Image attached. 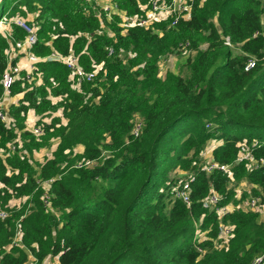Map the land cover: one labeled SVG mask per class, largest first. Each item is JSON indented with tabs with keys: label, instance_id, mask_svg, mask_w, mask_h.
<instances>
[{
	"label": "trees",
	"instance_id": "trees-1",
	"mask_svg": "<svg viewBox=\"0 0 264 264\" xmlns=\"http://www.w3.org/2000/svg\"><path fill=\"white\" fill-rule=\"evenodd\" d=\"M112 1L139 18L153 0ZM190 4L175 23L172 14L124 27L95 0H0V17L33 14L35 56L72 55L95 72L77 83L62 61L40 59L32 81L22 69L9 88L20 97L6 107L11 123L0 119V209L7 214L0 218V264L47 257L55 264H264L258 212L235 208L219 219L202 207L212 191L218 206L249 197L264 204V167L237 161L243 142L264 157V0ZM9 32L25 37L14 23ZM8 46L0 33V80L20 57L8 60ZM182 50L191 53L186 71L160 76V60ZM249 58L255 65L245 71ZM30 110L39 135L26 128ZM52 140L51 154L36 163L34 152ZM211 140V160L230 167L231 185L227 172L202 169ZM178 171L194 176L189 205L174 196ZM12 199L22 201L11 206ZM220 224L232 227L223 247L214 243L222 242ZM197 228L206 231L200 238Z\"/></svg>",
	"mask_w": 264,
	"mask_h": 264
},
{
	"label": "built area",
	"instance_id": "built-area-1",
	"mask_svg": "<svg viewBox=\"0 0 264 264\" xmlns=\"http://www.w3.org/2000/svg\"><path fill=\"white\" fill-rule=\"evenodd\" d=\"M96 2L99 0H95ZM191 0H172L170 3H165L163 0H153L151 2L150 7L142 6V9L144 10V17H127L125 14L121 11H119L115 5V3H111L108 5H103L102 9L106 12L107 16L110 17V14L117 13L120 15L122 22L121 25L124 27L132 26V25H139V26H148L156 16V13L164 11L166 13V17L169 15L174 14L175 19L173 23L176 22L179 15H186L189 13V10L191 8L190 4ZM99 5V4H98ZM165 17V18H166ZM131 20V21H128ZM16 24L18 27H20L24 33L25 37L21 39H14L11 36V32H9V26L10 24ZM128 23V24H127ZM37 28L34 23H32V19L30 20L28 18H25L21 16L19 13H16L15 15L8 16V14H4L0 18V33L8 40L9 46L6 48L5 53L8 57V60L11 59L16 54H20L19 56L21 58H24L26 60L27 66L23 69L17 62L16 64L12 65L10 61L7 64V67L5 68L2 76H1V83L4 88V94L3 96H10L9 95V88L12 84V82L16 79L17 74L23 69L25 72V79L26 81L30 82L33 78V71L35 69V63L40 59L45 60H57L62 61L66 64V66L71 70V76H74L77 79V83L81 82L82 80H91L94 76L93 71L91 72H85L77 63V59L72 56H60L56 53H51L49 56L44 57H37L35 56L31 51L30 48L33 44L37 41ZM224 43L228 46H231L232 44L229 41L228 37L224 38ZM264 51V46H263ZM255 65V58H249L247 62L244 65V70L249 71L251 70ZM0 98V119L6 123V125H9L12 121L10 116L6 112V107L2 105V98ZM139 128V125L136 126L134 129V133H137V130ZM31 130L35 135H39L40 129L38 127H35L34 124L31 127ZM240 151L239 156L237 158L238 162L246 161V166L248 168H261L264 167V157H255L252 153V148L250 145L243 143L239 144ZM15 145L10 144L9 145V151H14ZM85 164H88L89 161H85ZM81 164H77V166H80ZM213 168H219L220 170H223L228 173L229 176H231L230 185L232 180V174L230 173V167L228 165H218L215 162H213L210 159L205 160L204 165L202 167L203 170L206 172H210ZM184 173V176H180V174H177L178 176V184L175 188L174 196L178 199H181L183 202H185L187 205L190 204L189 201V190H190V183L194 180V176L190 174L187 178L185 177L188 175L187 172L181 171ZM45 184L48 186L49 181L42 182L41 185L45 187ZM243 188V184L238 185L236 187L237 195L236 197L240 196L241 189ZM239 188V189H238ZM49 196L45 193L43 196V202L44 204L49 207ZM221 200V197L216 192H211L209 195H207L202 200V207L205 209H208L209 211H214L218 215V218L220 219L222 215H225L226 213L232 211L233 209H249L258 212L259 208H262L263 205H260V198L259 197H249L248 199L242 200L238 204H227L226 206H218L219 201ZM259 213V212H258ZM6 212L4 210L0 209V218H4L6 216ZM231 230L232 227L228 225L220 224L219 231H218V238L222 239V242L217 245L216 240H214V243L216 246L223 247L227 244L229 238L231 237ZM206 231H201L197 228L196 230V236L200 238L202 235H204ZM20 238L19 234L17 233L15 237L12 240L13 244H19ZM199 251H201L200 248H198ZM48 258V257H47ZM47 258L41 263V264H55L53 262L47 261ZM255 263H259L260 258H257L255 260ZM28 264H36L34 259H31V262Z\"/></svg>",
	"mask_w": 264,
	"mask_h": 264
},
{
	"label": "rangeland",
	"instance_id": "rangeland-1",
	"mask_svg": "<svg viewBox=\"0 0 264 264\" xmlns=\"http://www.w3.org/2000/svg\"><path fill=\"white\" fill-rule=\"evenodd\" d=\"M107 1L108 0H106V1L105 0H103V1H97L96 3H97V5L100 4L98 6L101 7L102 4L103 5L110 4ZM165 17H166V13L164 11H161V12L156 13V16L153 19L154 20H161V19H164ZM25 18H28L29 20L31 18L33 20V14L29 13V14H27L25 16ZM128 21H131V20L128 19ZM201 48L202 49H205L206 48V44L201 45ZM182 51H179V53H176V54H169V55L163 57L160 60V62L158 64V67H159V75L160 76H163L167 70L173 71L174 73H176V72H185L186 71V67H185L186 66V60L191 55V53L186 52V50H182ZM233 52H237V51L236 50H233ZM11 100H12V97L11 96L10 97L9 96H6L2 100V105L5 106V107H7V105L10 102H12ZM60 112L61 111L58 110L54 114H51V115L46 116L45 117V120H49L52 116L60 115ZM34 121L35 120L32 119L31 123L32 122L34 123ZM62 121L65 122V119L63 118ZM32 124L29 127V129H31V127L33 126ZM55 142H56V140L55 141L52 140L51 145L49 147L42 148V149H40L39 151H36L33 154V157H34V160H35L36 163L42 161L45 157H47L48 155L51 154V151H52V149H53V147L55 145ZM215 144H216V142L214 140H211V141H208L207 142L206 147H205V150L201 154L204 160H207V159H210L211 158V150H212V147ZM79 149H80V147H78V150ZM177 174H180V176H184V173H182L181 171H178ZM47 187L48 186L45 184V188H47ZM242 187H245V185H243ZM240 189H241V186H240ZM12 205H16V203H14ZM258 212L260 214V217L261 218H264V204H263V207L262 208H259V211ZM47 261L54 262L55 259L48 257L47 258ZM49 264H51V263H49Z\"/></svg>",
	"mask_w": 264,
	"mask_h": 264
},
{
	"label": "crops",
	"instance_id": "crops-1",
	"mask_svg": "<svg viewBox=\"0 0 264 264\" xmlns=\"http://www.w3.org/2000/svg\"><path fill=\"white\" fill-rule=\"evenodd\" d=\"M99 1H103V0H99ZM106 1V0H105ZM108 3H113V1L112 0H108L107 1ZM100 5V4H99ZM32 14V13H31ZM18 63H19V65L21 66V68H25L26 66H27V63H26V60L24 59V58H21V57H19V59H18V61H17ZM6 96H3V98H2V100L5 98ZM10 97V96H9ZM20 97V95H18V96H16V97H12V102H14V101H16L18 98ZM11 103V102H10ZM5 107V106H4ZM37 116H35V114H34V112L32 111V110H30L29 112H28V115H27V122H26V128H28L29 129V127L31 126V124L33 123H31V121H32V119L33 120H37ZM34 121V122H35ZM34 124V123H33ZM32 124V125H33ZM55 144H56V142H55ZM54 148V147H53ZM35 153V152H34ZM49 156V155H48ZM0 186H1V184H0ZM22 200L21 199H12L11 200V202H10V205L11 206H13L12 204H14V203H16V204H19L20 202H21ZM13 202V203H12Z\"/></svg>",
	"mask_w": 264,
	"mask_h": 264
},
{
	"label": "clouds",
	"instance_id": "clouds-1",
	"mask_svg": "<svg viewBox=\"0 0 264 264\" xmlns=\"http://www.w3.org/2000/svg\"><path fill=\"white\" fill-rule=\"evenodd\" d=\"M2 16H3V15H2ZM2 16H1V17H2ZM1 17H0V18H1Z\"/></svg>",
	"mask_w": 264,
	"mask_h": 264
}]
</instances>
